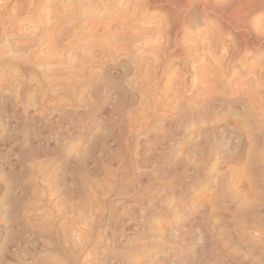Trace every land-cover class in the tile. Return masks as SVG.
Returning a JSON list of instances; mask_svg holds the SVG:
<instances>
[{
	"label": "rangeland",
	"instance_id": "374dc122",
	"mask_svg": "<svg viewBox=\"0 0 264 264\" xmlns=\"http://www.w3.org/2000/svg\"><path fill=\"white\" fill-rule=\"evenodd\" d=\"M131 3L0 0V264H146L176 249L192 205L206 207L213 242L229 253L218 194L257 202L246 159L264 153V51L239 58L228 36L210 42L215 21L192 14L188 54L170 58L145 44L166 43L164 30L147 38L165 12L136 21ZM119 22L136 38L117 34ZM121 61L129 72L103 73ZM184 107L195 115L178 117ZM70 111L83 113L77 124Z\"/></svg>",
	"mask_w": 264,
	"mask_h": 264
},
{
	"label": "bare ground",
	"instance_id": "6f19581e",
	"mask_svg": "<svg viewBox=\"0 0 264 264\" xmlns=\"http://www.w3.org/2000/svg\"><path fill=\"white\" fill-rule=\"evenodd\" d=\"M131 2H133V3L135 2V6H133L134 7L133 8L134 9L133 18L136 19V21H137V18L139 20V19L143 18L145 16V14L147 15L148 13H152V11L165 12V14L161 15L162 18H160V20H159V18H157L155 20L154 24L149 28L151 34H149L147 38L152 37V32H154L155 34H158L162 30H164L168 34V37H166V39H167L166 43L163 44V42H156L157 44H155V40L150 38L145 42V44L149 45L151 47L159 48V50H161L163 53H166V55L170 58L182 56L184 54H188L186 52L187 49H186L185 45L183 44L184 42L181 41V36L185 33V31H187L186 26L183 25V22L184 21L189 22V20L192 17V14L199 15L203 19L205 18V20L209 21V22L215 21L216 26L218 24V26L216 28L217 29L216 31L218 34L211 33L213 35H210V32H209L210 27H208V29H205V30L203 29V31H201L200 33L198 32L197 34L204 35V36L210 35L209 40L211 43L212 42L214 43L215 40L219 39V37H217V36L221 35L222 38L225 35H226V37L228 36V39L230 38L231 41L233 42V44L232 43L231 44L233 45V47H235L234 50H235V53L238 55V57L241 56L247 60H248V58L254 59V58L258 57L259 53L264 51V0H135V1L131 0ZM133 3H131V4L133 5ZM129 10H131V9H128V11H127L128 13H130L132 11L131 10L129 12ZM126 15H128V14H126ZM128 17H129V20H130V18H132L130 14ZM124 21L126 22L127 20H124ZM125 22H124V24H125ZM121 23H123V22H121ZM132 23H134V22H132ZM127 25H122V24L119 25L120 28L118 27V30L116 33L118 34V32H119V34H123V36H124L128 32H131V34L133 33V35L131 37L136 38L137 34H135L136 36H134V33L136 32L135 29H133L132 27H129ZM213 25L214 24H212V26ZM201 30H202V28H201ZM153 36H154V34H153ZM199 37L200 36H198V38ZM206 39H208V38H206ZM192 49H194V47H192ZM229 49H228V51H229ZM232 54H230V59L232 57L231 56ZM236 54H234V55H236ZM225 55H226V57H224V58L226 59V61H228L227 55H229V53L228 54L226 53ZM236 59H237V57H236ZM234 61H235V59H234ZM240 61L241 60L239 59V62ZM248 61H246V62L248 63ZM249 63H250V61H249ZM245 64L246 63H244V65ZM241 65H242V63H241ZM243 67H242V69H243ZM245 67L248 68V66H245ZM251 68H252V66H251ZM130 70H131L130 64L125 62V61L118 62V64H116V65L115 64H106L102 67V71L104 74L129 72ZM253 70H254V68L252 69V71ZM258 70L261 71L260 69H258ZM256 71L257 70H254L255 73H256ZM237 72H239V71L237 70ZM92 92L94 93V95L99 94L100 84H96V85L94 84V86L92 88ZM189 113H192V112H189V110L184 107V108H182V111L178 113V117H185V116H187V114L189 115ZM64 115H65V117H68V119L70 121H72L71 118L74 119V124H77L80 121V118L82 117L83 113H76V112L70 111L68 113H65ZM193 115H195V113L190 114V116H193ZM178 117L176 116V119H178ZM261 132L263 133V131H261ZM167 137L168 136H164L161 139L164 140ZM230 139H231V137H230ZM158 140H160V139H158ZM236 142H237V140H236ZM134 143H136V142H134ZM261 144H263L262 140H261ZM263 154L264 153H261V151L258 152V151L253 150L249 154L248 158L246 159L247 164L251 167L249 169V171H250L249 173H251V177H253V178H251V177L250 178L254 179L255 181H257L258 184L261 185V189L258 188V189H260V191H259V196L256 200L257 201L256 203H255V201L253 202V199H252L251 202H253L254 204L251 203L252 205H250V203H249L250 200H249L248 201L249 205L245 204L246 205V206L244 205L245 207L244 206H241V207L238 206L237 205L238 203H236L233 198L232 199L230 198V196H233L234 194H235L234 195V197H235L237 195V193H235L236 191L234 193L231 192L230 189H229V191L233 195L229 194V195H227L228 197H223L224 194L221 195L222 189L220 191L221 194L218 191L217 193H219L218 194L219 196L216 195L219 197V199L223 198V203L221 205L222 207L220 205H218V207H216V206H214V207H216V209H218L220 206V211H221L220 217L222 216V219L225 221L226 232L229 233V237H230V238L227 237V239L231 240V242L234 244L233 246L236 249L234 247H232L231 252H229V253L224 252L222 249L223 247L221 249L220 248L217 249V247H216L217 244H219V245L220 244L224 245V244L218 242L215 245L217 240L215 241V243L213 242V237L211 234V232L213 230L212 229L213 225L208 220L209 216L206 217L207 216V214L205 212L206 207L204 208V206H202L201 204H200L201 206H198V205L193 206L192 205V210L191 209L185 210V208H186V206H185L184 211L182 213L180 212L181 210L179 211L181 213L180 218H179L180 220H177V222H176L177 225H176L175 230H174L177 232L176 237L178 238L177 240L176 239L174 240L175 241L174 244L176 245V247H175L176 249H170L167 252L166 251H157L156 253H154L151 256L150 260L146 264H158V263H160V264H264V155ZM206 178H209V177H206ZM218 184L216 183L215 185L218 186ZM223 185H225V183ZM259 186H257V187H259ZM218 187H216V188H218ZM220 187L224 188L225 186L223 187L220 185ZM239 188H242V187H239ZM239 188H236V189H239ZM249 188H251V187H248L247 190H245L244 192L248 191ZM253 188H254V186H253ZM253 188H252V192L254 191ZM194 189H196V188L194 187ZM197 189H199V188H197ZM213 189H215V188H213ZM190 190H188V191H190ZM204 190L205 189H203V191ZM216 190H218V189H216ZM219 190H220V188H219ZM224 190L227 191V188L223 189V191ZM240 190H238V191L241 192ZM7 191H10V190H6V192ZM185 191H186V189H185ZM211 192H212V190H211ZM211 192H210V194H211ZM248 192H251V189ZM14 194H15V191H14ZM214 194H212V197L215 196ZM253 194H255V193H253ZM256 194H258V193H256ZM9 195H10V193H9ZM216 196L214 199L217 200L218 197L216 198ZM220 196H222V197H220ZM245 196H247V194ZM236 197H238V196H236ZM250 197L251 196L248 195L247 198H250ZM247 198H245V200ZM219 199H218V201H221ZM235 199L239 200L238 198H235ZM13 202H11V203H13ZM113 202H115V201H112V203ZM243 202H244V200H243ZM213 203L216 204L215 201L212 202L211 204H213ZM246 203H247V201H246ZM140 204H141V202H140ZM10 205H12V204H9V206ZM242 205H243V203H242ZM211 207L213 209V206H211ZM157 208H158V206H157ZM161 209H163V208L161 207ZM210 211L212 212V210H210ZM179 212H178V214H179ZM217 217H219V216H217ZM215 219H216V217H215ZM210 220H212V219H210ZM219 221H216V223ZM4 222L5 221H3V223ZM217 224H215V225H217ZM215 227L219 228L217 226H215ZM1 229H3V228H1ZM9 229H8V231H9ZM4 231H5V229H4ZM174 231H172V232H174ZM176 232H175V234H176ZM5 233H7V232H5ZM219 233H221V232H219ZM197 234L199 235V241L200 242H198L196 239V236L198 237ZM224 234H225V232H224ZM217 238H218V236H217ZM5 239H7V238H5ZM224 241L225 240H223L222 242H224ZM0 242L2 243V240H0ZM196 244L198 247L202 248V249H199L200 252H198V249H196V246H195ZM226 247H227V245H226ZM7 248L10 249V251H12L11 247L10 248L7 247ZM123 250H125V252H126L127 249H123ZM10 251H8V255H10L9 254ZM137 252H140V251H137ZM13 253H16V251L12 252L11 254L13 255ZM113 253H114V251H113ZM118 253L120 254V252H118ZM121 253H123V252H121ZM150 253H152V252H150ZM102 254H104V253L102 252ZM102 254H101V257H102ZM134 254H136V253H134ZM116 255H118V254H116ZM99 256H100V254H99ZM110 256H112V255H110ZM127 257H128V255H127ZM8 258H9V256H8ZM147 258H146V260H148ZM9 259H7V260L9 261ZM12 259L15 261V258L12 257ZM104 259L106 260L107 258L104 257ZM114 259H116V262H117V257ZM114 259L112 258V260H114ZM125 259L127 261H129L127 258H125ZM125 259H124V261H125ZM132 259H133V257H132ZM132 259H130V260H132ZM140 259H142V258H140ZM143 259L145 260V257ZM74 260H75V258H74ZM78 260H79V258H78ZM138 260H139V258L136 259V261H138ZM108 261H109V259H108ZM97 262H99V261H97ZM144 262H146V261H144ZM100 263H101V260H100ZM131 263H134V262L131 261ZM138 263H139V261H138ZM6 264H8V263H6Z\"/></svg>",
	"mask_w": 264,
	"mask_h": 264
}]
</instances>
